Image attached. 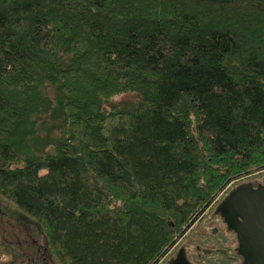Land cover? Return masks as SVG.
Returning <instances> with one entry per match:
<instances>
[{"label":"trees","instance_id":"obj_1","mask_svg":"<svg viewBox=\"0 0 264 264\" xmlns=\"http://www.w3.org/2000/svg\"><path fill=\"white\" fill-rule=\"evenodd\" d=\"M262 169L264 0H0V199L45 240L25 264H156Z\"/></svg>","mask_w":264,"mask_h":264},{"label":"flooded vegetation","instance_id":"obj_2","mask_svg":"<svg viewBox=\"0 0 264 264\" xmlns=\"http://www.w3.org/2000/svg\"><path fill=\"white\" fill-rule=\"evenodd\" d=\"M262 170L248 174L256 175L252 179L243 180L240 177L233 180L222 194L208 206L213 212L212 218H219L224 225L226 236L219 232L216 237L214 233L215 237L211 241L204 237L205 232L197 234L198 237L192 238L196 241L195 245L193 244V251L190 250V246L180 245L176 242L156 264H264V229L260 232L241 214L247 206V203H243V199L250 197L252 200L254 193L264 192V172L261 173ZM233 197H236L235 200H230ZM259 199L264 201V195ZM253 203L251 201V208ZM244 215L246 217L245 212ZM215 229L214 227L213 230L215 231ZM215 238L219 239V242L223 239L225 248H215L218 244ZM209 240L211 249L203 252L201 244H205L204 242ZM190 243L188 242V245ZM221 250L223 252H220ZM218 252H220V256Z\"/></svg>","mask_w":264,"mask_h":264},{"label":"rangeland","instance_id":"obj_3","mask_svg":"<svg viewBox=\"0 0 264 264\" xmlns=\"http://www.w3.org/2000/svg\"><path fill=\"white\" fill-rule=\"evenodd\" d=\"M137 101H138L137 93L130 91L115 96L111 103L117 108L129 109L132 108V106H134ZM42 146L43 145L41 144L38 147V150H42ZM263 172L264 169L262 170L261 173ZM255 176L256 175L254 176L245 175L242 176V178L243 180H248L254 178ZM222 192L220 193V195L222 194ZM220 195H218L217 198ZM209 208L206 209L202 214V216L199 219H197L195 222H193V224L188 227L185 234L177 240V242L180 245L183 244L185 246H190V250L193 251L194 250L193 244L196 243V241L193 240L192 238L198 237L197 234H203V232H205L204 237L210 239L211 241L212 238L215 237L214 233L215 235L216 234L219 235V232H222L224 233L225 236L227 235L224 229V225L219 220V218L217 217L212 218L213 212ZM29 218L30 217L28 216L19 214L17 211H15V208L6 204L0 199V243L3 246H5L7 250L10 252V254L14 257L13 261L16 263L13 264H25L26 261H23V258H26L24 254L26 253L33 254L35 252L37 253L38 250H40V261H41L42 254L45 252L44 251L45 240L42 237L43 235L41 234L40 230H38L37 227L33 224V222L29 220ZM214 227L216 228L215 231L213 230ZM210 240L204 242L205 244L203 243L201 244L203 248V252L210 251L211 249ZM216 240L218 241V244H216L215 248H219V249L225 248V243L223 242L224 241L223 239L221 242H219V239ZM188 242H191L190 245H188ZM220 252H223V250H221ZM220 252H218V255L220 254ZM214 258L211 259L214 260ZM9 261H6L4 263L13 262L12 260Z\"/></svg>","mask_w":264,"mask_h":264},{"label":"water","instance_id":"obj_4","mask_svg":"<svg viewBox=\"0 0 264 264\" xmlns=\"http://www.w3.org/2000/svg\"><path fill=\"white\" fill-rule=\"evenodd\" d=\"M264 195V192H256L252 196V200L250 197L247 199H243V203L246 204L247 206L244 209L243 212H241L242 216L249 220L252 224H254L253 227H256L257 230L262 232L264 229V201L259 199L260 196ZM236 197L231 198L230 200H235ZM251 201H253L254 205L251 208ZM244 212L246 213V217L244 215Z\"/></svg>","mask_w":264,"mask_h":264}]
</instances>
